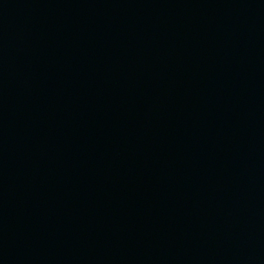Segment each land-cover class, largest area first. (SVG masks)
Listing matches in <instances>:
<instances>
[{
  "label": "water",
  "instance_id": "water-1",
  "mask_svg": "<svg viewBox=\"0 0 264 264\" xmlns=\"http://www.w3.org/2000/svg\"><path fill=\"white\" fill-rule=\"evenodd\" d=\"M0 264H264V0H0Z\"/></svg>",
  "mask_w": 264,
  "mask_h": 264
}]
</instances>
